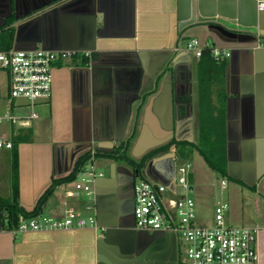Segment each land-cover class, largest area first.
<instances>
[{
    "label": "crops",
    "instance_id": "obj_1",
    "mask_svg": "<svg viewBox=\"0 0 264 264\" xmlns=\"http://www.w3.org/2000/svg\"><path fill=\"white\" fill-rule=\"evenodd\" d=\"M260 1L0 0V25L13 18L9 25L14 27L13 47L37 45L94 54L87 65L68 60L55 66L51 96L34 107L25 99L9 100L13 109L26 111L18 115L20 121L11 123V135L3 126L4 135L12 140L20 130L31 133L30 139L18 144L20 204L32 210L52 179L70 173L77 158L90 149L110 150L128 143V154L139 159L173 138L197 141L202 114L200 59L173 50L196 37L202 44L231 50L224 82L227 176L254 190L257 202L264 205V9L259 8ZM136 88L138 93L131 91ZM32 111L36 117L29 116ZM246 148L255 151L253 160H245L252 157L251 152L244 154ZM192 153L185 158L173 145L149 157L140 177L167 183L170 194L178 191L188 196L199 173ZM3 155L10 159L11 149L0 158ZM99 158L94 164L103 175L93 183L94 200L82 198L81 192L68 196L73 182H67L50 194L41 213L61 218L74 208L84 216L94 215L97 222V214H103L101 224L1 231L0 264H178L183 244L174 232L136 226L134 185L139 176L132 175L134 168L121 159ZM186 160L192 164L190 187L176 188V165ZM225 217L229 224L258 229L257 247L264 264V212L252 224L231 213Z\"/></svg>",
    "mask_w": 264,
    "mask_h": 264
},
{
    "label": "built area",
    "instance_id": "obj_2",
    "mask_svg": "<svg viewBox=\"0 0 264 264\" xmlns=\"http://www.w3.org/2000/svg\"><path fill=\"white\" fill-rule=\"evenodd\" d=\"M264 9V0L259 3ZM210 47L218 60H227L231 50L202 44L196 37L188 39L183 45L176 46L174 54L189 53L195 57L202 55L203 49ZM77 51L52 50L46 48L0 50V71L8 78V99H25L34 107L40 99L49 98L52 93L53 69L59 63L71 60ZM87 55L90 52H85ZM30 117H36L32 111ZM21 118L12 113L0 112V156L6 149L13 147L11 139L4 135L5 121L15 123ZM92 160L79 171L73 182V189L66 194L74 196L85 191L90 200H94L93 183L103 173ZM192 164L186 160L176 165L173 184L178 188L189 189L188 172ZM226 185V181L222 182ZM169 185L161 181L141 178L134 185V218L136 226L147 230H167L181 239L183 247L179 264H261L258 252V229L246 225L227 223L225 210L227 204H218L215 208V223L203 226L196 223V204L192 197L181 195L178 191L169 193ZM92 208L93 205H87ZM97 227L96 217H86L78 210L70 208L64 217L44 215L21 216L18 226L7 229L0 220V232L10 230L14 233L28 230H56L73 227Z\"/></svg>",
    "mask_w": 264,
    "mask_h": 264
},
{
    "label": "trees",
    "instance_id": "obj_3",
    "mask_svg": "<svg viewBox=\"0 0 264 264\" xmlns=\"http://www.w3.org/2000/svg\"><path fill=\"white\" fill-rule=\"evenodd\" d=\"M13 18H9L3 25H0V50H8L13 47L14 27H9ZM94 54L76 52L71 63L87 65ZM197 67L199 105L202 111L199 124L197 141H178L175 138L169 142L146 152L139 159H135L128 154V143H122L113 150H94V159L99 157L121 159L131 165L141 176V170L146 160L155 153L167 150L175 145L178 155L189 157L194 150L199 151L207 164L216 172L227 176V137H226V90L224 87L226 60L216 59L210 47L203 49ZM60 64V63H59ZM9 95V86H8ZM214 98L218 100L214 101ZM31 138V133L20 130L13 135L11 148L12 166V196L3 197L0 195V220L7 229L18 226L20 217L37 215L42 212L43 206L50 194L60 185L72 182L76 179L80 170L92 160V149L81 154L70 173L64 176L55 177L51 184L40 195L35 207L32 210L26 209L19 202V154L18 144L21 141Z\"/></svg>",
    "mask_w": 264,
    "mask_h": 264
},
{
    "label": "rangeland",
    "instance_id": "obj_4",
    "mask_svg": "<svg viewBox=\"0 0 264 264\" xmlns=\"http://www.w3.org/2000/svg\"><path fill=\"white\" fill-rule=\"evenodd\" d=\"M8 78L5 71H0V112L12 113L14 115H20L26 111V108L13 109L11 101L8 97ZM21 101V98L19 100ZM18 123L14 125L16 129ZM5 133L9 136L12 132V126L10 121H5L4 124ZM192 160L195 168L198 169V183L194 189L187 191V195L192 197L196 203V221L198 224L205 226H212L215 223V208L218 204H227L225 214L242 216L245 219L246 224H252L253 221L259 219V215L264 212V205L261 202H257V197L254 190L244 187L240 183H237L234 179L222 175L214 171L206 162L202 154L194 150L192 153ZM11 159V155H10ZM7 155H3L0 160V193L3 196H12V171L11 161ZM100 158L97 162H100ZM106 171V168H104ZM141 179L139 177L137 181ZM228 179L229 184L224 185L223 180ZM74 186L70 187L73 189ZM183 190L180 189V192ZM82 198L89 200V197L85 191L81 192ZM263 216V215H262ZM89 217V216H86ZM244 223V224H245ZM231 224L239 225L242 223L231 222Z\"/></svg>",
    "mask_w": 264,
    "mask_h": 264
},
{
    "label": "water",
    "instance_id": "obj_5",
    "mask_svg": "<svg viewBox=\"0 0 264 264\" xmlns=\"http://www.w3.org/2000/svg\"><path fill=\"white\" fill-rule=\"evenodd\" d=\"M14 48H16V49H22V48H19V47H16V46H15ZM35 48H38V46L35 45V46L31 47L30 49H35ZM140 72H141V71H140ZM137 89H138V88H136V89H134V90H131V91H133V92H135V93H138V90H137ZM137 97H138V95H137ZM131 104H132V101L130 102V109H131ZM101 150H103V149H101ZM110 150H113V149H110ZM250 152H251V154H252V155H251L252 157L247 156L248 158L246 157L245 160H249V161H250V160H253V159H254V153H255V151L252 149V150H250ZM250 152H249V149H247V148L244 149V154H245V155H246V153L248 154V153H250ZM132 175H133V176H134V175H138V171L135 170V173H132ZM247 182H248L249 184H251V185L255 183L254 180H251V181L249 180V181H247ZM103 217H104L103 214H100V213L97 214V218H98V220H99V221L97 222L98 225L101 224L100 220H101Z\"/></svg>",
    "mask_w": 264,
    "mask_h": 264
},
{
    "label": "flooded vegetation",
    "instance_id": "obj_6",
    "mask_svg": "<svg viewBox=\"0 0 264 264\" xmlns=\"http://www.w3.org/2000/svg\"><path fill=\"white\" fill-rule=\"evenodd\" d=\"M177 151V150H176ZM156 154H158V153H155L154 155H156ZM153 155V156H154ZM139 176V175H138ZM140 177V176H139ZM136 179V178H135ZM180 260H181V254H180V256H179V260H178V264H179V262H180Z\"/></svg>",
    "mask_w": 264,
    "mask_h": 264
}]
</instances>
